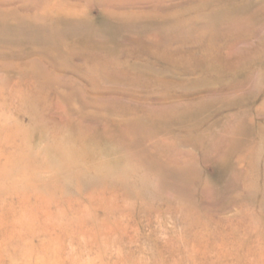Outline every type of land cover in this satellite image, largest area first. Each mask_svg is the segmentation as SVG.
Wrapping results in <instances>:
<instances>
[{
  "label": "rangeland",
  "instance_id": "obj_1",
  "mask_svg": "<svg viewBox=\"0 0 264 264\" xmlns=\"http://www.w3.org/2000/svg\"><path fill=\"white\" fill-rule=\"evenodd\" d=\"M0 264H264V0H0Z\"/></svg>",
  "mask_w": 264,
  "mask_h": 264
}]
</instances>
